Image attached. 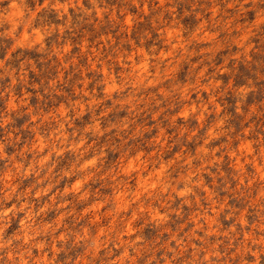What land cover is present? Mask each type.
I'll return each mask as SVG.
<instances>
[{
	"label": "clouds",
	"instance_id": "obj_1",
	"mask_svg": "<svg viewBox=\"0 0 264 264\" xmlns=\"http://www.w3.org/2000/svg\"><path fill=\"white\" fill-rule=\"evenodd\" d=\"M0 264H264V0H0Z\"/></svg>",
	"mask_w": 264,
	"mask_h": 264
}]
</instances>
